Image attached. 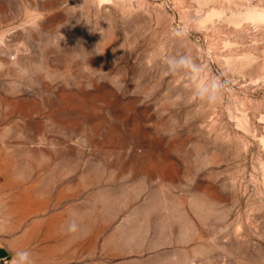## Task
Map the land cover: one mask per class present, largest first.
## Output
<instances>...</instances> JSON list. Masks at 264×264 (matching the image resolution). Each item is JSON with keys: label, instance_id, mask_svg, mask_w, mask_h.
I'll return each mask as SVG.
<instances>
[{"label": "rangeland", "instance_id": "obj_1", "mask_svg": "<svg viewBox=\"0 0 264 264\" xmlns=\"http://www.w3.org/2000/svg\"><path fill=\"white\" fill-rule=\"evenodd\" d=\"M176 51L230 82L218 103ZM0 247L264 264V0H0Z\"/></svg>", "mask_w": 264, "mask_h": 264}, {"label": "clouds", "instance_id": "obj_2", "mask_svg": "<svg viewBox=\"0 0 264 264\" xmlns=\"http://www.w3.org/2000/svg\"><path fill=\"white\" fill-rule=\"evenodd\" d=\"M196 24V21H191ZM189 34L187 24L177 28L173 33L174 37L183 42ZM164 71L167 75L180 76L186 74L191 77L192 88L190 99L199 101L202 105H214L224 96L229 87V81L221 79L220 76L209 75L207 67L186 51H176L173 54L162 58ZM80 223L76 219L70 220L66 225V232L69 234H79ZM8 264H35L32 253L26 249H16Z\"/></svg>", "mask_w": 264, "mask_h": 264}, {"label": "crops", "instance_id": "obj_3", "mask_svg": "<svg viewBox=\"0 0 264 264\" xmlns=\"http://www.w3.org/2000/svg\"><path fill=\"white\" fill-rule=\"evenodd\" d=\"M0 264H6V253L0 247Z\"/></svg>", "mask_w": 264, "mask_h": 264}]
</instances>
